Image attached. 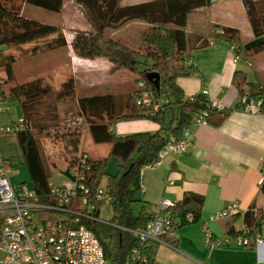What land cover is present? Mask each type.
Masks as SVG:
<instances>
[{
    "label": "trees",
    "instance_id": "obj_1",
    "mask_svg": "<svg viewBox=\"0 0 264 264\" xmlns=\"http://www.w3.org/2000/svg\"><path fill=\"white\" fill-rule=\"evenodd\" d=\"M65 1L0 0V48H6L1 51L0 95L9 103L19 104L28 125L23 132L3 136L17 137L33 189L42 203L51 199L52 165L45 155L47 144L60 143L58 157L70 172L78 170L81 156L87 154L92 170L86 173L84 183L97 190L106 180V190L113 197V218L104 223L96 213V219H83L81 225L98 238L109 264H129L135 251L142 257L137 264H156L159 243L150 241L143 244L131 231L147 230L155 218L156 213L149 212L146 206L136 211L135 206L140 201L135 194L140 190L141 172L146 166L158 163L168 138L161 132L118 137L113 128L120 121L150 120L159 124L161 131L178 138L203 111L209 112V125L222 123L229 112L211 108L203 93L187 100L178 80L197 72L190 62L192 52L199 48L227 43L235 48L238 57L242 56L247 61L264 52V0H242L253 35L252 47L248 49L249 41H245L239 30L230 27H225L223 34L211 36L210 40L199 37L198 45L191 42V35L186 31L188 19L191 14L210 7L211 0H149L139 4H123L122 0H72L83 12L87 23V29L77 31L71 42L75 55L84 59L106 60L111 65L110 75L134 78L129 91L79 97L76 101L78 109L72 118L81 120V123L77 122L74 127L69 125L68 119L61 118V98L53 81L42 75L30 78L31 73L17 79L16 58L5 53L11 48L44 40L48 50L67 48L68 42L60 25L48 24L24 14L25 8L32 6L59 15L65 10ZM135 23L145 25L140 32L138 46L121 36L124 28ZM3 71L6 76H2ZM150 74L160 76V89L148 79ZM141 82L145 83L143 89L139 87ZM233 84L240 96L263 99L261 112L264 113V87L249 82L248 75L241 71L235 73ZM145 92H153L156 97L167 100L168 109L148 114L150 109L137 105V98ZM176 112L177 118L174 117L168 127L167 115H175ZM62 130L65 131L63 134ZM84 131L90 134L95 145H110L106 158L94 159L83 150ZM111 157L116 158L119 164L116 176L107 173ZM260 193L264 194V180ZM203 203L202 196L187 193L173 209L172 217L180 221L179 226L197 224ZM100 209L98 204L97 210ZM189 214L194 217L192 222L187 220ZM261 214L252 207L244 215L247 231L253 237L258 236ZM242 233L234 235L241 236ZM167 239L163 241L169 243Z\"/></svg>",
    "mask_w": 264,
    "mask_h": 264
},
{
    "label": "crops",
    "instance_id": "obj_2",
    "mask_svg": "<svg viewBox=\"0 0 264 264\" xmlns=\"http://www.w3.org/2000/svg\"><path fill=\"white\" fill-rule=\"evenodd\" d=\"M146 1L149 0H122V3L139 4ZM64 11L58 15L61 27H65ZM225 27L239 30L242 36L244 32L252 34L242 0H211L210 7L190 15L186 31L191 35V42L198 45L199 37L210 40L211 36H216ZM143 28L145 25L140 23L129 25L122 30L121 36L128 42L135 41L139 45ZM136 35L139 36L138 39ZM251 37L246 45L247 49L252 47L253 35ZM73 38H66L70 55L73 54ZM236 57L238 56L231 46L223 42L192 52L190 64L197 72L191 77L178 80L185 98L188 100L203 93L209 105L219 104L223 107L219 112L226 110L229 115L219 125L195 127L191 124L195 141L186 153L168 154L154 166L142 171L144 177L138 200L140 199V207L146 206L153 214L157 212L162 200L179 203L187 193L198 194L204 200L199 223L178 226L174 235L167 237L169 243H159L156 264H264V244L251 248L215 246V243H225L227 239L237 237L234 234L239 235L247 230L244 215L252 207L262 213L258 236L264 240V194L260 193L264 180V113L252 115L243 112L239 92L233 84L235 73L241 71L248 75L249 82L264 86V66L258 62V59H264V52L248 61L239 56L237 63ZM90 62L101 66L98 68L103 69L104 75L106 73L110 76L111 65L108 61L94 59ZM73 70L75 71L74 67ZM112 76L114 75L110 77ZM117 78L121 79L119 76ZM76 80L75 72L73 78L70 77L62 85L60 93L56 89L62 103L74 102L73 110L78 109L76 101L79 98V86ZM122 81L127 83L128 79L122 78ZM131 86L130 81L128 91ZM105 89L108 90L109 87ZM177 116V112L175 115H167L166 125L169 127ZM1 118L0 124H5ZM113 130L118 137L158 132L166 138L170 137L168 132L161 131L159 124L150 120L120 121ZM100 146L104 145H98ZM83 150L94 159L107 157L99 152ZM67 170L64 166V171ZM234 203L239 204V214L211 220V217Z\"/></svg>",
    "mask_w": 264,
    "mask_h": 264
},
{
    "label": "built area",
    "instance_id": "obj_3",
    "mask_svg": "<svg viewBox=\"0 0 264 264\" xmlns=\"http://www.w3.org/2000/svg\"><path fill=\"white\" fill-rule=\"evenodd\" d=\"M223 30L217 34H223ZM235 51L234 47H231ZM239 60L236 57L235 62ZM3 56L0 51V63ZM145 88V83L139 84ZM168 101L156 97L153 92H145L137 98V105L150 109L148 114L165 112ZM243 112L257 115L261 113L263 99L240 96ZM9 102L0 95V117L10 113ZM222 109L219 104L211 108ZM208 111L201 112L193 120L195 127L207 126ZM187 128L182 136H170L165 148L159 155L163 159L166 155L186 153L195 141V135ZM28 129L22 117L12 124H0V136L16 135ZM152 167L148 165L145 168ZM92 170L87 154L81 156L78 170L70 172L74 181L67 178L61 187L50 183V201L42 203L34 189L29 191L26 186L18 193V188L11 179V170L7 161L0 153V264H109L105 251L95 234L81 225L83 219L93 221L101 215V208L113 203V197L105 186L92 190L85 185L86 173ZM143 172L139 177L140 185ZM82 195V196H81ZM178 203L162 200L155 214L154 220L147 230L131 231L141 243L150 241L162 242L164 238L174 235L180 225L178 219L172 217V211ZM98 211V212H97ZM240 213L238 203L211 217V220L224 219ZM194 219L192 214L187 216L188 222ZM99 220L101 217L99 216ZM102 221V220H101ZM264 244V240L245 230L241 236L227 239L225 243L217 242L215 246L234 245L238 248H251ZM141 255L135 251L129 264H137Z\"/></svg>",
    "mask_w": 264,
    "mask_h": 264
},
{
    "label": "rangeland",
    "instance_id": "obj_4",
    "mask_svg": "<svg viewBox=\"0 0 264 264\" xmlns=\"http://www.w3.org/2000/svg\"><path fill=\"white\" fill-rule=\"evenodd\" d=\"M124 2V1H123ZM127 2V1H125ZM65 11L63 13L65 27H62L64 35L66 38L71 40L74 37V33L76 31L85 30L87 28L86 19L84 17L81 9L75 5L72 0L65 1ZM24 14L27 17L33 18L35 20L44 21L48 24L60 25L58 14H54L48 12L46 10L27 6L24 10ZM74 26V30L72 27ZM251 33L246 34L243 33V38L245 41H249L251 39ZM137 39V35L135 36ZM248 37V38H246ZM51 39V38H50ZM124 39V38H123ZM49 40V39H48ZM47 40V41H48ZM50 41V40H49ZM134 46H138L137 42H131ZM35 48H37L35 50ZM6 48H0V51H5ZM70 49H57V50H48L46 48V42L44 41H36L32 44H27L19 48H11L6 50L5 53L12 54L16 58L15 65V76L17 79H22V76L27 74H32L36 76H45V79L49 81H53V85H55V89L60 93L63 90L62 85H64L65 81L70 77L73 78V74L77 73V96H97L106 94V92H123L126 91L128 85L133 82V77L126 78L128 82H123L121 79L117 78L118 76L110 77L103 72L102 68L96 63H92L94 59H84L75 55L73 52L70 55ZM257 62V60H255ZM258 62L264 66V59H258ZM247 67L245 63L242 64ZM73 67L75 71L73 70ZM2 76H6V73L3 71ZM253 77V73H251ZM263 76V75H262ZM126 83V84H125ZM109 87V91L105 88ZM264 87V86H263ZM60 96V95H59ZM61 97V96H60ZM68 101V100H67ZM9 107L11 109L10 113L7 115L1 116V120L5 124H12L14 122H18L22 117V112L17 102H10ZM74 102H64L60 103V115L63 120L68 119L70 122V126L74 127L78 122L81 123V120L77 118H72V114L76 112L73 110ZM84 128H86L84 126ZM65 131H61L63 134ZM54 133V132H53ZM46 136V135H45ZM52 139V138H51ZM50 139V142H51ZM57 145H53L48 143L46 146L45 155L49 160V163L52 165V176L50 179V183L55 185L56 187H61L65 182H67V177L61 174L64 171V164L62 160L58 157L59 155V147ZM82 146L88 152H99L108 156V147L109 145H104L98 147L92 141L90 134L87 131H84L82 134ZM96 147V148H94ZM0 153L3 158L7 161L8 167L11 170L10 179L12 183L17 186L18 193L22 191V187L26 186L29 191L33 190V181L31 179V175L28 169V166L25 164V158L21 152L19 142L16 136H1L0 137ZM56 164L58 167L53 166ZM119 164L116 158L111 157L107 163V173L110 176H116L119 173ZM103 186H106V180L103 182ZM140 195V190L135 194V198L138 200ZM140 200V199H139ZM137 212H139L140 204L137 203L135 206ZM113 218V210L112 207L106 205L102 207V215L101 220L104 223L111 221Z\"/></svg>",
    "mask_w": 264,
    "mask_h": 264
},
{
    "label": "water",
    "instance_id": "obj_5",
    "mask_svg": "<svg viewBox=\"0 0 264 264\" xmlns=\"http://www.w3.org/2000/svg\"><path fill=\"white\" fill-rule=\"evenodd\" d=\"M148 79L153 82L157 89H160V76L158 74H150L148 75ZM63 175L74 181V177H72L69 170L64 172Z\"/></svg>",
    "mask_w": 264,
    "mask_h": 264
}]
</instances>
